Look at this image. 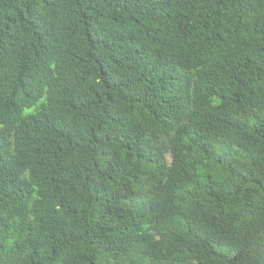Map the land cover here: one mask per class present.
Wrapping results in <instances>:
<instances>
[{"label":"trees","instance_id":"trees-1","mask_svg":"<svg viewBox=\"0 0 264 264\" xmlns=\"http://www.w3.org/2000/svg\"><path fill=\"white\" fill-rule=\"evenodd\" d=\"M0 264H264V0H0Z\"/></svg>","mask_w":264,"mask_h":264}]
</instances>
